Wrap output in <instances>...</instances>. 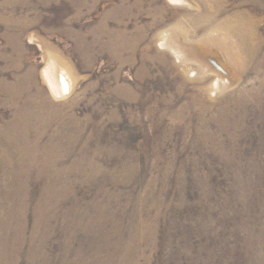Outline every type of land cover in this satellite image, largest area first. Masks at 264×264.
<instances>
[{"label": "rangeland", "instance_id": "1", "mask_svg": "<svg viewBox=\"0 0 264 264\" xmlns=\"http://www.w3.org/2000/svg\"><path fill=\"white\" fill-rule=\"evenodd\" d=\"M0 264H264V0H0Z\"/></svg>", "mask_w": 264, "mask_h": 264}, {"label": "bare ground", "instance_id": "2", "mask_svg": "<svg viewBox=\"0 0 264 264\" xmlns=\"http://www.w3.org/2000/svg\"><path fill=\"white\" fill-rule=\"evenodd\" d=\"M182 1L184 2V0H182ZM185 1H187V0H185ZM171 5H178V4L177 3H171ZM178 44L176 42H173L172 39H171V41L169 39H166V37L162 39V45H163L162 48L170 47L171 49H173L178 54H181V51L179 49V45ZM54 67H55L54 69H50L49 66H46L44 68V70H43V73H44L45 80L47 81V83L49 85V88L54 93L58 94V93H60L63 90V83H62V80L60 78L62 75L59 72V70L56 69L57 66H54ZM219 85H220L219 84V80L217 82H215V83H212V86L215 87V88L219 87Z\"/></svg>", "mask_w": 264, "mask_h": 264}]
</instances>
